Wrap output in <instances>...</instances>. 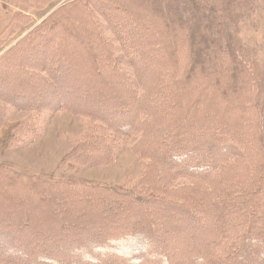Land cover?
<instances>
[{
    "label": "trees",
    "instance_id": "trees-1",
    "mask_svg": "<svg viewBox=\"0 0 264 264\" xmlns=\"http://www.w3.org/2000/svg\"><path fill=\"white\" fill-rule=\"evenodd\" d=\"M131 1L139 3L141 9L136 10L137 4L134 7L133 2L131 6ZM131 1L127 0L129 5L123 7V16L116 12L119 6L113 7V3L106 4L102 13L121 47L122 57L117 62L121 80L127 78L129 69L134 73L130 83L122 80L132 95L124 97L121 105L131 114L121 124L118 115L95 117L117 133L127 135L140 127L144 110L159 109L156 102L169 112L174 106H184L189 111L197 110L208 98H217V102L243 112L244 121L252 124L249 112L256 109L264 92L262 88L252 91L257 85L252 50L233 34L240 16L237 11L250 5L248 0H213L214 8L208 13L197 9L188 15H183L177 6L180 0H173L174 5L170 4L168 10L151 0ZM41 47V63L28 62L26 66L23 58L19 61L12 57L11 50L0 58L5 64L0 72V98L20 110L79 111L80 107L70 100L75 93L71 89L68 94L63 92L67 82H63L64 76L59 72L61 58H55L48 45ZM14 63V70L32 77L40 68L42 81L31 82L38 91L22 92L8 82L19 79L6 71ZM142 65L155 68L146 78L154 74L159 78L149 89L137 84L144 81ZM133 86L145 90L146 96L133 99ZM108 104L116 114H123L116 112L114 99ZM133 104L136 106L132 108ZM0 112L5 113L1 109ZM261 113V117L253 115L260 129L259 141L254 135V145L247 133L241 130L239 137L238 130L223 119L212 124L213 116L207 113L202 120L207 129L201 132L189 129L196 117L181 120L175 116L168 121L159 139L161 148H152L151 156L160 176L167 170L194 181L181 186L189 191H184L182 200L167 196L175 191L168 188L161 193L154 190L140 194L134 186L64 181L3 164L2 175L15 180L22 192H45L40 199L46 210L60 213L63 221L41 229L33 226L37 216L15 214L16 205L0 203V264H246L250 260L246 258L247 250L257 241H262L263 248L257 250L252 264H264V111ZM9 180L0 181V191L7 184L12 185ZM197 182L207 187L202 190ZM215 183H221L218 186L223 188L216 189ZM69 201L75 203L76 209L91 202L105 206L115 203L120 206V213L111 217L108 213L105 221L109 224L100 219L103 212L82 213L73 218L68 208L58 207ZM135 209L143 212L134 220ZM67 212L70 214H64ZM223 215L229 218L220 222ZM201 224L208 229L204 231ZM195 250L201 251V257L192 259ZM32 251L35 256L30 258Z\"/></svg>",
    "mask_w": 264,
    "mask_h": 264
},
{
    "label": "rangeland",
    "instance_id": "rangeland-1",
    "mask_svg": "<svg viewBox=\"0 0 264 264\" xmlns=\"http://www.w3.org/2000/svg\"><path fill=\"white\" fill-rule=\"evenodd\" d=\"M172 1L151 0L153 3L163 4L167 10L170 4H173ZM133 2L131 1V6ZM248 2L250 5H243L237 11L240 12V16L236 15L238 21L235 24L238 25L236 33L233 34L238 36L244 47L252 50L257 70L255 71L257 85H253L252 91L262 88L264 92V0H248ZM134 3V7L137 4L136 10H140L141 5ZM106 4H111L113 7L119 6L120 8L116 7L118 9L115 11L122 16L125 14L123 7L129 5L127 0H107V2L106 0H95L94 4L91 0H0V58L11 50L14 54L12 57L18 58L19 61L23 58L22 63L26 66L28 62L41 63L39 54L43 48L41 45H48L56 54L55 58L59 56L60 64H63L59 71L64 76L63 82H67V87L63 89V92L68 94L71 89L75 96L71 95L70 100L73 105L80 107L79 111L70 109L20 110L0 98V109L5 112H0V168L5 167L3 164H7L12 169H25L31 173H40L42 176L64 181L85 180L103 185L134 186L140 194H148L154 190V192L161 193L168 188L175 191L165 193L167 196L182 200L189 191L182 189L181 186L190 185L191 181L167 170L160 176L151 156L152 148H161L159 139L168 121L175 116L181 120L196 117V121L189 125V129L201 132L207 129L204 127L205 122L202 121L204 113H207L213 116L210 119V121L214 120L212 124L223 119L238 130L239 137L242 135L241 130L247 133V137H250V142L254 145V135H257L259 141L260 129L254 123L253 115L262 116L264 98L261 97L259 103L256 104V109L249 112L252 124L251 121L245 122L243 112L232 108L233 105L221 104L216 101L217 98L214 101L208 98L197 110L189 111L187 107L174 106L173 112H169L159 102H156L160 110L157 108H152L151 111L144 110L140 118V127L135 133L127 135L117 133L95 116L118 115L119 124L125 122V116L129 117L131 111L126 112L121 101L131 93L126 89L122 80L127 79L130 83L134 73L132 74V70L129 69L127 78L121 80L120 63H117L119 57H122L121 47L117 35L102 14L107 7ZM214 5L213 0L207 2L205 0L200 2L180 0L177 6L180 7L183 15H188V13L196 12L197 9L208 13ZM129 28L135 29L133 25ZM4 65L0 62V72ZM142 66V76L146 84L144 81L137 84L138 86L143 84L149 89L155 86L159 78L157 74L146 78L155 72L151 71L155 68L154 66ZM15 67L14 63L6 68V71L13 77L19 78L21 82L18 83V80L13 79L7 81L22 92H32L30 89H34L33 83L42 81L43 72L39 67L34 77L18 73L14 70ZM135 86H133L135 95L133 99L137 101L135 97L146 96L144 94L147 92ZM242 92L246 95L244 90ZM114 93L116 97L113 96ZM118 98L119 100L116 101ZM113 99L118 106L116 112L123 114H116L110 108L108 103H111ZM135 106L136 104H133L132 108ZM205 107L209 109L205 111ZM251 136H253V141H251ZM215 143L218 144V141ZM85 149L93 151L87 153ZM2 180L9 179L0 172V181ZM9 181L12 185L7 184L2 189L3 191H0L2 205H16L13 207L15 214L25 215L27 212L31 216H37L33 226L41 229L58 225L60 221H63L60 213H48L46 210V204L40 199L45 192L38 193L33 190L22 192L17 189L15 180ZM219 184L221 183H215V188L218 190L221 188ZM196 185L202 190L207 187V184L200 182ZM16 198L18 200H15ZM17 201L18 203H15ZM20 202L22 205H18ZM58 202L54 203L57 205ZM88 204L76 209L75 203L69 201L58 207L59 209L68 208L71 214L69 212L64 214H70L73 218L81 216L82 213L103 212L104 216L100 219L105 221L112 214L117 216L120 213L118 209L120 206L115 203L106 204V206L102 203ZM141 212L143 211L135 209L132 219L135 220V217L142 215ZM108 213H110L109 217H107ZM223 216L225 218H220V222H225L229 218V216ZM94 217L97 218L96 215ZM104 223L109 224V221ZM201 226L204 231L208 229L203 224ZM220 228H223V225ZM144 231L147 233V230L144 229ZM130 232H135V230H130ZM199 232L201 234V231ZM112 235L110 234V238ZM262 248V241L251 244L246 255V258L250 260L246 264H252V258L257 250ZM195 252L196 255H193L192 259L200 258L201 251L195 250ZM29 256L30 258L35 256L33 251Z\"/></svg>",
    "mask_w": 264,
    "mask_h": 264
}]
</instances>
